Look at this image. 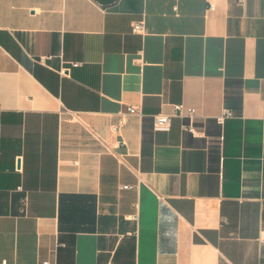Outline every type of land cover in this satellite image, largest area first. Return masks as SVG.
<instances>
[{"label": "crops", "instance_id": "obj_1", "mask_svg": "<svg viewBox=\"0 0 264 264\" xmlns=\"http://www.w3.org/2000/svg\"><path fill=\"white\" fill-rule=\"evenodd\" d=\"M44 262L264 264V0H0V264Z\"/></svg>", "mask_w": 264, "mask_h": 264}, {"label": "built area", "instance_id": "obj_2", "mask_svg": "<svg viewBox=\"0 0 264 264\" xmlns=\"http://www.w3.org/2000/svg\"><path fill=\"white\" fill-rule=\"evenodd\" d=\"M133 31L135 33H139V34H145L146 28H145L144 23L142 22V23L135 24L133 27ZM74 66H77V65H74ZM184 109L185 108L183 105H176L174 107L175 113H178V114H183ZM126 112L128 114H131V115L139 114L138 109L133 107V106L128 107ZM186 112H187L186 117L189 118V122L184 123L182 125V130L184 132L191 133L192 135H194L196 137H198V136L200 137L202 134L198 130V127L196 126V122H195V119L197 116V110L195 108H187ZM231 117H233V112L226 109V110H224V112L221 115H219L217 117V122L220 125H223L226 122V120L231 118ZM171 118H172V115H166V114H159V115L155 116L154 117V128H155V130L169 131L170 127H171ZM122 125H124V122H122V124L116 128V131H119ZM123 188L124 189H131V188H133V186L127 185V186H124ZM43 264H49V262H44Z\"/></svg>", "mask_w": 264, "mask_h": 264}]
</instances>
